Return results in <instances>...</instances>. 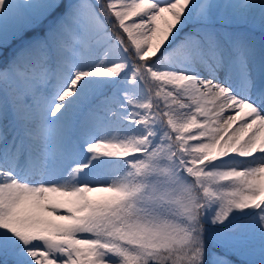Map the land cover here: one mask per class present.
Segmentation results:
<instances>
[{
    "label": "snow or ice",
    "instance_id": "snow-or-ice-1",
    "mask_svg": "<svg viewBox=\"0 0 264 264\" xmlns=\"http://www.w3.org/2000/svg\"><path fill=\"white\" fill-rule=\"evenodd\" d=\"M0 264H264V0H0Z\"/></svg>",
    "mask_w": 264,
    "mask_h": 264
},
{
    "label": "rangeland",
    "instance_id": "rangeland-1",
    "mask_svg": "<svg viewBox=\"0 0 264 264\" xmlns=\"http://www.w3.org/2000/svg\"><path fill=\"white\" fill-rule=\"evenodd\" d=\"M254 259H259V254H258V247H257V253H256V255L254 256Z\"/></svg>",
    "mask_w": 264,
    "mask_h": 264
}]
</instances>
